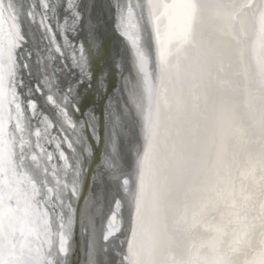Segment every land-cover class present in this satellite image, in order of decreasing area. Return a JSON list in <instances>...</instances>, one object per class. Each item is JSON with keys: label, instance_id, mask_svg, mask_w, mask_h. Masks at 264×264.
<instances>
[{"label": "bare ground", "instance_id": "obj_1", "mask_svg": "<svg viewBox=\"0 0 264 264\" xmlns=\"http://www.w3.org/2000/svg\"><path fill=\"white\" fill-rule=\"evenodd\" d=\"M63 1L0 0V241L17 234L19 243L33 235L39 261L44 264L50 249L44 238L48 230L41 222L42 208L48 211L56 247L62 216L65 221L72 220L69 215H73L77 202L75 233L87 237L81 224L84 218L91 226V264L97 249L98 220L105 205L95 208L88 197L93 194L95 174L100 178L98 173H112L102 164V156L107 150V126L114 121L115 110L128 100L120 88L127 83L131 47L118 20L123 0H89L84 16L75 9L64 12ZM56 6L60 7L59 17L53 11ZM134 6L138 14L136 3ZM159 10L156 21L168 25L166 41L173 28L171 21L178 20L176 25L182 27L195 11L203 17L194 37L203 57L196 59L191 51L178 52L170 59L178 61L180 67L168 75L164 66L160 77H155L147 141L138 165L141 188L135 191L125 247L127 262L134 264V254L135 264H264V0H195L192 14L176 19V12L166 13L162 6ZM150 28L160 71L164 52L160 53L159 45L165 36L156 35L153 23ZM139 30L143 67L147 69V34L141 24ZM244 49L251 63L248 72ZM109 71L105 96L102 78ZM212 73L220 89L211 83ZM192 83L202 102L203 119L193 138L195 150L185 156L175 150L189 137L185 129L191 119L187 112L192 96L186 92L193 91ZM84 97L87 111L95 113V120L86 117L87 126L82 128L71 109L75 107L74 98ZM143 107L144 102L138 104L136 116ZM97 119L101 127L98 141L83 152L82 145L70 151L69 145L77 135L91 136L88 128H96ZM178 129L183 132L175 137ZM157 130L163 132L162 144L169 146L164 148L165 159L170 147L177 154L173 166L176 176H172L163 197L161 225L151 216L149 195L154 162L157 156L162 159L157 138L154 141L153 137ZM90 148L96 149V156L87 169ZM83 171L87 172L85 186L77 201ZM120 171L117 178L125 175ZM20 188L23 197L19 212L12 211L9 206ZM141 221L145 227L141 245L148 253L145 263L137 255L136 234ZM82 241L77 240L70 264H80L85 246ZM12 250L21 252L18 245Z\"/></svg>", "mask_w": 264, "mask_h": 264}, {"label": "water", "instance_id": "obj_2", "mask_svg": "<svg viewBox=\"0 0 264 264\" xmlns=\"http://www.w3.org/2000/svg\"><path fill=\"white\" fill-rule=\"evenodd\" d=\"M182 1H185V9L184 7L183 9L181 8L183 3ZM63 2L64 4L61 6L62 8H64V12L75 9L81 13V16H84L86 10H88L89 0H64ZM134 3H136L138 14L136 12V7L134 6ZM227 5L230 4L228 3ZM161 6L164 12L166 13L176 12L177 17H175L174 19L181 16V18H184L186 15L190 13L192 14V9H195V0H123V2H120L118 20H120V23H122L123 27L125 28L124 30L128 37V42L130 43L129 45L131 47V53H129V66H127V83L125 84L123 81H121V85L122 82L123 85L120 88V92L122 94L124 89L127 93L128 100L124 101L122 105H120L115 110L114 121L111 120V122L107 126V150L106 153L104 151V154L102 156V164L107 170H112V173H98V177L100 178H97L96 173V178L92 184L93 194L88 197V200H92L94 202L93 205L95 206V208H98V206H100L101 204L105 205V209L101 215V218L100 220H98L99 232L97 234V249L95 251V255L91 264H128L126 259L128 252L126 253L125 247L132 226L131 215L132 213H134L135 208V191L137 187L141 188V184H139L140 186H138V165L147 141L146 123L150 111L156 75L159 74L160 77L164 66L167 69L168 75H170L172 71H175V69L180 67V63L178 61H176L175 59L171 61L170 59L172 55L176 53L178 54V52L191 51L194 58L199 59L200 57H203V53L201 52L202 48L200 49L199 47H196L194 39L195 31L197 28L196 25L197 23L201 24L203 17H201L200 14L195 11L193 12L192 19L188 22H185L182 27H178V25H176L175 22L178 20L171 21L173 23V28L169 40L166 41V37L168 39V35L165 36L168 25L162 24L160 19H157L156 21V17L158 16V13L160 11L159 8H161ZM46 9L43 10L46 11ZM59 9L60 7L56 6V10H53L55 11L54 14L56 17H59ZM101 10H104V8H102ZM137 15H139V18ZM0 20H2L1 8ZM151 20H153V29L156 35L159 38L162 35L165 36L163 43H160L159 45L160 53L161 51L164 52L163 56L161 55L160 71H157L156 66L157 52H155L154 49L155 42L152 38L153 35L150 28L152 23H149V21ZM232 21L233 26L236 27V17L233 16ZM140 24L145 29L148 40L146 45V55H148L149 60L147 69L145 68V66L143 67L142 55L144 54V51L142 52V48L140 47L141 44L139 43L138 31H140ZM211 37L213 39V36ZM121 47L122 46H120V48ZM192 48H194V50ZM243 53L245 68L247 72L251 71V63L248 59V53L246 49H244ZM123 61L124 60L122 58L120 60V63H122ZM190 65L192 66V63ZM188 69L190 70L191 67H188ZM240 69L241 67L238 68L239 72ZM238 71L236 69V73ZM110 73L111 71H109V73L103 76L102 78L103 82L105 83V96L107 95L106 91L108 89V84L110 83ZM121 76L123 77V73ZM210 79L211 83H216L217 89H220L221 86L219 84L217 76L212 73L210 74ZM191 86V89L193 91H187L188 93L186 92L187 96H192V99H190L189 101V107L187 112L188 116L191 119L188 128L185 129L186 135L189 137L188 139L186 137L187 142L183 147V144H181V146L177 147L175 150L176 153H181L185 156H187L186 153H190L187 151L195 150V141H193V138L195 139L197 131H200V126L203 119L202 102L200 101L199 96L197 94L195 95L196 92H194L196 85L192 83ZM240 98L242 99L241 96ZM141 102H144V107L141 110L140 114L136 116L137 106ZM164 108L166 111V109H168V105H165ZM168 117L170 118L171 116L168 115ZM99 120L100 119L94 121L96 125L95 131L97 137L99 129L101 131ZM179 125H182V127H184V124L182 123ZM22 128H25L24 125L22 126ZM166 129L167 128H165V130ZM155 132L156 131L153 132L154 141L157 138V147L163 153H160L162 159L160 157L158 160L157 156L156 162H154L155 165L152 168L153 172L151 173V178H149L151 187L149 190V195L151 198L150 212L154 221L161 225L164 212L163 197H165L168 191L172 176L176 174L173 166L176 164L177 154L174 153L171 149L172 147H170L169 152L166 155V159L168 161H166L164 148L167 146V144L165 146L161 142V140L163 139V132H160L159 130H157L156 133ZM182 132V129H178L175 131L174 136L176 137V135H179V133ZM113 142H115V144H113ZM184 148H186L187 150H185ZM95 156L96 149L92 148L91 150L90 148V156L89 163L87 164V169L93 158H95ZM1 159L2 143L0 141V161ZM119 170H121V174L125 173V175H121L119 178H117ZM126 170H128V173H126ZM83 172L81 175L79 190L77 192V195L80 197L85 186V176L87 173L84 172L83 174ZM97 183L103 185V190L98 187ZM15 193H17V196H14L9 206L12 211L19 210V203L23 197L22 189L16 190ZM76 208L77 202L75 204L74 209ZM41 214L43 219V221L41 222H43L42 224L44 225L43 229L48 230V233L47 235H44V238L46 239L48 250L50 249L48 252V256L44 259V264H70L71 259L75 255L76 244L78 239L83 240L84 242L82 241V244H85V246L82 248L83 256L80 264H88L90 261V249L88 245L89 233H91L90 224L88 222L86 223V220L82 218L81 224H83L82 226L84 227V230L87 233V237L84 238L85 236H83L84 234L82 233L76 236V211L73 212V215H69L70 218H72V220L70 221H65L64 217L62 216L59 240L57 242V246L54 247V234L52 228L50 227V217L46 208H42ZM144 222L141 221L140 226L138 228V234H136L138 235L139 244V252L137 255L138 257L141 255L139 259L142 263H145L148 259V253L146 249L142 247L143 242L141 243L142 233H144L145 228ZM18 238L19 236L16 234L14 237H11V239L9 238L6 240L8 241V243H5L6 241H0V264H42L39 261L40 251L38 244H35V237L33 235L30 238L26 237L19 243L17 241ZM28 239L30 241H28ZM16 245L21 248V252L16 253L15 250L11 251V248ZM76 260L78 261L77 257ZM135 262L136 258L133 254V263L135 264Z\"/></svg>", "mask_w": 264, "mask_h": 264}, {"label": "snow or ice", "instance_id": "obj_3", "mask_svg": "<svg viewBox=\"0 0 264 264\" xmlns=\"http://www.w3.org/2000/svg\"><path fill=\"white\" fill-rule=\"evenodd\" d=\"M98 75V73H97ZM81 76L83 77V73H81ZM85 79H87L85 77ZM78 84L81 83V81H77ZM85 87H87V85H84ZM69 88L71 87L70 85L68 86ZM87 100V97H84L83 100L79 99V98H74L73 102L75 104V107L71 109L72 113H76L77 114V120L79 121V126L80 127H86V121L85 118L87 117L88 121L94 120L95 119V113H90L87 111V107L84 103V101ZM92 103H95V97H93L92 99ZM99 111L101 113V115L103 114V105L100 106ZM102 123V122H101ZM88 131L91 133V136L89 137H82L80 135H77L74 140L73 143L71 145H69V150L71 151L73 146L75 145H82L81 147V152H83L85 150L86 147L90 146L91 144L95 143L98 139L95 128H88ZM77 200L80 199V196L76 197ZM73 211H76V209H73Z\"/></svg>", "mask_w": 264, "mask_h": 264}]
</instances>
